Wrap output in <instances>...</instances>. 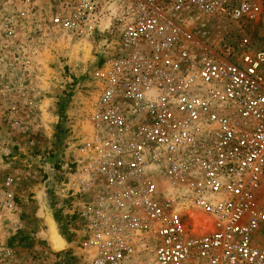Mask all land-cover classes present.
<instances>
[{"label": "built area", "instance_id": "built-area-1", "mask_svg": "<svg viewBox=\"0 0 264 264\" xmlns=\"http://www.w3.org/2000/svg\"><path fill=\"white\" fill-rule=\"evenodd\" d=\"M33 8L24 0L7 39L26 29L35 53L98 40L104 54L90 134L55 188L77 264H264V48L247 34L264 0Z\"/></svg>", "mask_w": 264, "mask_h": 264}, {"label": "rangeland", "instance_id": "rangeland-1", "mask_svg": "<svg viewBox=\"0 0 264 264\" xmlns=\"http://www.w3.org/2000/svg\"><path fill=\"white\" fill-rule=\"evenodd\" d=\"M23 2L0 0V264H77L81 239L59 216L55 188L81 128L86 130L81 125L95 97L103 49L96 40L35 53L26 29L7 39L6 26ZM52 2L30 0L33 13L45 16ZM247 34L264 48V26H249ZM9 194L11 208L5 206ZM46 210L68 244L64 250L53 251L44 236Z\"/></svg>", "mask_w": 264, "mask_h": 264}, {"label": "bare ground", "instance_id": "bare-ground-1", "mask_svg": "<svg viewBox=\"0 0 264 264\" xmlns=\"http://www.w3.org/2000/svg\"><path fill=\"white\" fill-rule=\"evenodd\" d=\"M84 54H85V57H88L89 56V50L87 49V47L84 49ZM84 125L86 126V130H84L85 134H90V127H89V124H88V121L86 123H84ZM88 126V128H87ZM87 129L89 130V132H86ZM40 196V194H38ZM44 195V194H43ZM42 197V196H41ZM43 198V197H42ZM45 198V197H44ZM39 200V199H38ZM43 207V206H42ZM47 211V214L50 215V211L46 210ZM41 216L42 215V212H41ZM44 236L45 238L48 240H53V242L56 244V246H53L54 249H56V251H59L61 248L65 247V243L63 241H60L58 239V236L55 234H53V229L50 228L48 230H46V232L44 233ZM59 240V241H58ZM59 245V247H57Z\"/></svg>", "mask_w": 264, "mask_h": 264}, {"label": "water", "instance_id": "water-1", "mask_svg": "<svg viewBox=\"0 0 264 264\" xmlns=\"http://www.w3.org/2000/svg\"><path fill=\"white\" fill-rule=\"evenodd\" d=\"M42 215H43L42 218H43L44 223H45V225H46V227H47V230L50 229V228H52V229H53V234L56 233V235L58 236V239H59L60 241H63V242L65 243L66 246L63 247V248H61L60 250H64L65 248H67L68 244H67L66 240L61 236V234H60V232H59V230H58V228H57V224H56V222L53 220V218H52L50 215L45 214V213H43ZM46 240H47V239H46ZM59 240H58V241H59ZM47 242L50 244L52 250L55 251V252H57L56 249L53 248V246H56V244L53 242V240H49V239H48ZM57 247H59V245H58ZM60 250H59V251H60Z\"/></svg>", "mask_w": 264, "mask_h": 264}]
</instances>
